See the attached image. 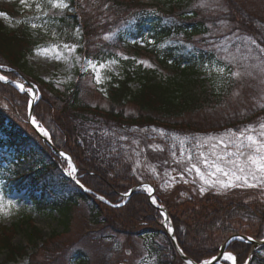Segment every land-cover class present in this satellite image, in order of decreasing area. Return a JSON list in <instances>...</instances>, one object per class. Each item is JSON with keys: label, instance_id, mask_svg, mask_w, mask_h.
Listing matches in <instances>:
<instances>
[{"label": "trees", "instance_id": "trees-1", "mask_svg": "<svg viewBox=\"0 0 264 264\" xmlns=\"http://www.w3.org/2000/svg\"><path fill=\"white\" fill-rule=\"evenodd\" d=\"M163 3L157 6L138 0H67L74 11L51 9L47 15L50 20L43 18V30H30L28 13L0 7L17 22L15 29H8L0 21V61L5 63L0 64V74L10 80L25 76L38 87L40 98L34 105L37 121L48 130L54 146L70 155L80 182L110 204L121 202L122 194L137 184L129 159L133 156V142L144 136L139 134L142 129H162L169 136L175 132L195 135L223 129L239 131L257 118L264 119V103L258 108L257 104H229L230 70L220 79L218 54L208 50V45L189 41L218 31L221 37L234 33L239 38L249 37L256 41L254 47L264 48V34L251 31L256 24L264 27V22L252 20L239 10L234 18H222L216 11L196 6V0ZM45 6H50L47 1ZM234 9L237 8L227 6L224 14ZM133 17L134 22L127 24ZM116 18L120 21L117 25ZM77 28L80 39L73 36ZM50 31L77 41L82 57L122 59V78L110 84L105 97L107 107L89 103L90 95L83 98L86 92L102 98L84 74H77L73 83L62 87L29 70L27 55L46 42ZM107 32H113V36L102 39L100 35ZM142 37L144 48L132 43ZM132 82L139 85L136 91L130 86ZM0 94L12 113L0 110V174L11 189L29 190L34 212L57 215L61 228L52 230L48 237L66 231L72 211L83 202L87 204L89 227L105 223L102 232L110 229L113 233L114 225L119 233V229H126L127 244L133 247L131 237L141 236L142 246L154 264H184L161 225L159 211L150 205L144 192L138 190L122 206L112 207L82 191L64 174L65 161L28 123V95L1 81ZM126 107L133 112H125ZM156 196L172 219L178 246L197 263L217 255L220 245L231 235H247L256 240L264 237V202L228 201L215 194L173 199L157 188ZM98 227L101 226L95 228ZM18 231L26 236L28 247H36V242L44 237L29 216H21L9 226L0 224V254H5L0 264L24 256L30 260L27 264H33L36 253L28 254L26 246L11 242L10 237ZM103 239L102 245H106L105 239L111 240L108 236ZM50 240L53 245L58 241ZM251 247L234 240L227 250L235 255L237 264H245ZM110 254L111 249L104 252L103 260L108 261ZM70 257L72 263L88 264L87 255L80 248ZM250 264H264V245L254 252Z\"/></svg>", "mask_w": 264, "mask_h": 264}, {"label": "rangeland", "instance_id": "rangeland-1", "mask_svg": "<svg viewBox=\"0 0 264 264\" xmlns=\"http://www.w3.org/2000/svg\"><path fill=\"white\" fill-rule=\"evenodd\" d=\"M47 0H27L25 5L20 3V0H0V5L4 7H13L20 12H26L30 15L29 27L30 30L41 29L45 27L43 18L47 17L48 12L53 9L51 5L45 6ZM158 4H164L163 0H148ZM67 4V0H64ZM42 5V10L36 8V4ZM196 6L204 10H213L217 14L226 18L236 17V10L247 13L252 20H260L264 22V0H196ZM229 7L237 8L233 11H228L229 14L225 15V9ZM54 11H61L63 9H53ZM0 13H5L0 11ZM6 15L0 16V21L3 22L8 29H15L17 27L16 19ZM215 14V13H214ZM31 16L33 18L31 19ZM118 18V17H117ZM116 18V25L120 21ZM224 20V19H223ZM168 22V21H167ZM36 25V27H32ZM249 25V24H248ZM230 27L227 26L226 28ZM78 29V28H77ZM74 31V38L80 39V30ZM225 30V29H221ZM254 34H264V27L253 25L251 30ZM218 31L212 32L209 36L206 34L204 38L200 37L189 40L196 45H208L211 47L215 44L220 49L217 52L216 48H212L218 54V69L224 67L225 71L220 73L219 78H224V75L230 72H236L238 75H231V87L228 93V102L233 106H246L248 104H257L256 108L264 103V59H261V54L257 47H254L253 40L246 36H238L234 34L228 36V39L221 37ZM223 34V33H222ZM238 35V34H237ZM102 39L107 36L111 38L113 32H107L100 35ZM47 40L37 48H51L52 46H61V58L56 59L50 52L48 55L37 54L36 49L26 57V63L34 74L38 75L46 81H52L59 86H67L73 83L77 74H88V78L93 80L98 89L103 93L102 98L91 93H84L83 98L87 95L88 102L98 103L102 107H107V90L115 79L122 78L121 61L122 59H105L98 60L92 58H84L79 52V43L74 39H66L58 37L54 31L49 32L46 36ZM201 40V41H200ZM201 43V44H200ZM63 44L77 45L74 51L68 52L62 48ZM91 59L98 62V71L100 75V82H96L95 74L91 71L82 72V67H87L86 60ZM141 59V58H138ZM116 60V63H111ZM145 60V59H144ZM147 61V60H145ZM0 64L5 66L4 61ZM103 67H99V65ZM148 63H145L147 65ZM221 84L224 85L222 82ZM133 91L139 88L137 82L130 84ZM39 93L40 90L38 89ZM46 96V93L43 92ZM250 108V107H248ZM0 110L3 113L11 115L8 101L0 94ZM132 111L131 108L126 107L125 112ZM133 112V111H132ZM28 110L26 111V116ZM216 117L217 115H212ZM264 118V117H262ZM264 123V119L257 118L253 122L247 124L239 131L252 126L254 131L259 130V125ZM136 129V128H135ZM232 130V129H230ZM239 131H225L219 130L205 134H192L180 135L175 132L171 136L167 135L166 131L162 129H142L139 134L144 135L140 141L133 142L135 145L132 148L133 156L129 159L131 166V173L134 175L138 182L154 183L166 197L172 196L173 199L177 198H194L201 197L207 193L217 194L228 201H235L241 203L264 202V186L257 187H224L218 183H213L209 179V183L205 184L199 180L195 172H186L185 169L190 167L192 163H196L202 170L207 171V166L201 162L198 153L203 152L204 156L211 162L215 159L216 155H221L225 150L234 151V144H229L230 140L234 139V132ZM138 134V133H137ZM1 136V134H0ZM223 141V143H220ZM183 149V154L181 150ZM189 152H191L192 159H188ZM227 157L225 158V160ZM222 165L224 161H221ZM135 169V171H134ZM126 173V172H124ZM218 180H226L223 176L216 177ZM187 181V182H185ZM211 185V186H209ZM204 188L203 194L200 189ZM87 204L81 203L72 211L69 227L64 232H57L53 237H48L52 230L60 229V223L56 219L57 215H44L33 211L27 190L22 189L17 191L11 189L8 183L0 174V224L9 226L11 223L16 222L21 216H29L33 220L36 227H38L42 235V240L37 241L36 247L30 245L29 247L26 236L19 232L10 237L12 244L26 246L28 254H34L32 257L33 264H75L72 263L71 253L77 249H81L87 255L88 264H154L150 254L142 246V237H131L133 247L127 244L128 231L126 229H119L113 226L116 231L110 232L106 229L102 232L105 223L97 224L101 226L98 228L89 227ZM110 237L111 240L105 239V244L102 245L103 237ZM55 241L53 245L51 240ZM58 242H61L57 247ZM144 242V241H143ZM135 248V249H134ZM112 250L108 261L103 260L104 252ZM128 251L127 253L125 251ZM138 251L137 255L133 252ZM5 259V254H0V263ZM30 260L28 256L19 258L15 262L7 264H27ZM177 264H182L177 262Z\"/></svg>", "mask_w": 264, "mask_h": 264}, {"label": "snow or ice", "instance_id": "snow-or-ice-1", "mask_svg": "<svg viewBox=\"0 0 264 264\" xmlns=\"http://www.w3.org/2000/svg\"><path fill=\"white\" fill-rule=\"evenodd\" d=\"M22 5L27 3V0H20ZM47 3L51 5L53 9H68L69 11H74L70 9L68 4L64 2V0H47ZM109 5H105V8H108ZM36 8L38 10H42V5L40 3L36 4ZM226 11V9H225ZM6 15L5 13H0V16ZM139 15V14H137ZM135 17L133 19L127 21V24H132L134 22ZM223 23H226L223 22ZM32 27H36V25H32ZM79 32V29H77ZM108 37L106 36L105 39ZM224 39H228L225 37ZM145 42V38H141V40L136 41L133 40L132 43H141ZM148 43H152V41H147ZM253 44H256V41H252ZM61 46H52L51 48H37V54L48 55L50 52L55 56L56 59L61 58V51L59 50ZM77 45H69L63 44L62 48L68 52H72L75 50ZM191 47V45H189ZM212 48H216L217 52L220 51L219 48L215 44H212L208 50ZM258 51L261 54H264V48H261L257 45ZM118 55V54H117ZM128 59V57H124ZM261 59H264V55L261 56ZM111 63H116V60H112ZM137 63H146L144 61H138ZM171 63V61H169ZM87 67H82L81 71H88L91 70L96 77V82H100V75L98 71V62H94L91 59L86 60ZM3 66L0 65V68ZM99 67H103V65H99ZM220 73L225 71L224 67H220L218 69ZM230 75L236 76L238 73L230 72ZM0 80L7 81V77L0 75ZM16 86L20 89L21 92H26L31 98L28 99L27 103L29 106L32 105V100L38 96V92L32 86L25 87L24 84L17 83ZM31 124L35 128V130L40 134L42 137H49L48 130L37 121L36 117L33 116L31 118ZM233 131V130H229ZM123 139V137H122ZM223 143V141H220ZM229 144H234L235 150L228 151L225 150L221 155H216L215 159L211 162L207 157L204 156L203 152L198 153V156L201 158V162L207 166V171L202 170L196 163H192L190 167L185 169L186 172H195V175L199 178V180L205 184L209 183V179H212L213 183H218L221 186L232 188V187H257V186H264V123L259 125V130L254 131L252 126L249 125L247 128L239 131L234 132V139L229 141ZM181 154H183V149L181 150ZM59 156L64 160H67V168L64 169L66 174L74 180V182L79 185L80 187H84L81 184L80 179L77 178L78 168L76 165L73 164L72 159L66 155L65 152H60ZM227 159L225 160V158ZM188 159H192L191 152H189ZM221 161H224L223 165ZM135 171V169H134ZM223 176L226 180H218L216 177ZM187 182V181H185ZM211 186V185H209ZM142 188L148 193L151 198V203L153 205H157V199L155 196H152V188L148 185H142ZM201 194L204 192V188L200 189ZM132 192V189H129L128 192L122 194V198L128 196ZM100 200H104L103 196L98 197ZM119 207L120 205H115ZM162 207V206H159ZM161 216L163 217L162 223L167 228V232L172 234L174 229L171 227V221L168 218L167 213L161 212ZM172 239H175L172 236ZM236 240H246L250 242L253 240L252 236L244 237V236H237L233 237ZM224 258L228 261H231L232 264H236V257L232 254L225 252ZM213 260L216 257L212 258ZM188 264H192L191 261H188ZM206 264H212L211 261H207ZM247 264V262H245Z\"/></svg>", "mask_w": 264, "mask_h": 264}, {"label": "water", "instance_id": "water-1", "mask_svg": "<svg viewBox=\"0 0 264 264\" xmlns=\"http://www.w3.org/2000/svg\"><path fill=\"white\" fill-rule=\"evenodd\" d=\"M24 82L27 84V85H29V86H32V87H34L28 80H26V79H24ZM24 84V83H23ZM35 89V88H34ZM31 98V97H30ZM34 102H35V99H33L32 100V105L30 106V108H29V114H28V120H29V122H30V124H31V118L34 116V114H33V106H34ZM32 125V124H31ZM35 129V128H34ZM37 132V131H36ZM38 133V132H37ZM39 134V133H38ZM40 135V134H39ZM41 138L47 143V145L59 156V153H60V151H57L56 149H55V147H54V145L52 144V142H51V140H49L48 138H46V137H42L41 136ZM143 184H140V185H138V186H134V187H132L131 189H132V192L128 195V196H126V198L128 199L129 197H130V195L137 189V188H139L140 186H142ZM82 188V187H81ZM84 191H88L89 192V190H87L85 187H83L82 188ZM149 196V195H148ZM152 196H153V191H152ZM104 201V200H103ZM149 201L151 202V198H150V196H149ZM153 205V204H152ZM153 206H155L160 212H165V213H167V210L164 208V207H159L158 205H153ZM167 215H168V213H167ZM168 218H169V216H168ZM169 220H170V218H169ZM162 226H163V228H164V230H165V232L168 234V236H169V238L171 239V241H172V243H173V245H174V247H175V249L177 250V252H178V254H179V256H180V258L186 263V264H188V261H191L192 262V264H198V263H196V262H194L192 259H190V258H188L186 255H184L183 253H182V251L180 250V248L178 247V245H177V242H176V238L175 239H172V236H174L175 237V235H174V232L172 233V234H169L168 232H167V228L163 225V223H162ZM171 227H172V223H171ZM237 236H244V235H234V236H231V237H229L221 246H220V248H219V252H218V254L215 256L216 257V259L215 260H213L212 258L209 260V261H211L212 262V264H218L219 262H220V260H222L223 259V256H224V253H225V251H226V247H227V245L232 241V240H234L233 239V237H237ZM244 237H247V236H244ZM241 241H246V240H241ZM247 242V241H246ZM248 243H251L253 246H252V248H251V251H250V253H249V257L248 258H250L251 257V254L254 252V250L257 248V247H259L260 245H263L264 244V239L263 240H252V241H250V242H248ZM201 264H206V263H201Z\"/></svg>", "mask_w": 264, "mask_h": 264}, {"label": "bare ground", "instance_id": "bare-ground-1", "mask_svg": "<svg viewBox=\"0 0 264 264\" xmlns=\"http://www.w3.org/2000/svg\"><path fill=\"white\" fill-rule=\"evenodd\" d=\"M16 89L19 91L20 89L16 86ZM178 133V132H177ZM180 135H187V133H179ZM28 192H29V190L27 191V194H28ZM208 194H212L213 195V193H207V194H205V195H208ZM204 195V196H205ZM28 196H29V194H28ZM201 197H203V196H201ZM30 199V198H29ZM181 199H188V198H181ZM189 199H191V198H189ZM230 254H232V253H230ZM223 259L225 260V261H227V262H229L230 264H232V262L231 261H228V260H226L225 258H224V256H223Z\"/></svg>", "mask_w": 264, "mask_h": 264}]
</instances>
